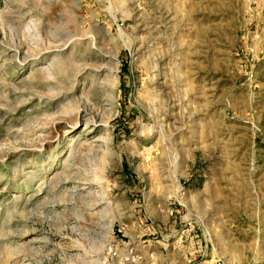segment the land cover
<instances>
[{"label":"rangeland","instance_id":"obj_1","mask_svg":"<svg viewBox=\"0 0 264 264\" xmlns=\"http://www.w3.org/2000/svg\"><path fill=\"white\" fill-rule=\"evenodd\" d=\"M0 264H264V0H0Z\"/></svg>","mask_w":264,"mask_h":264},{"label":"bare ground","instance_id":"obj_2","mask_svg":"<svg viewBox=\"0 0 264 264\" xmlns=\"http://www.w3.org/2000/svg\"><path fill=\"white\" fill-rule=\"evenodd\" d=\"M76 128V127H75ZM179 129V128H178ZM72 162V161H71Z\"/></svg>","mask_w":264,"mask_h":264}]
</instances>
